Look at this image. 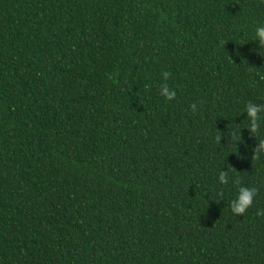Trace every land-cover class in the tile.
Returning a JSON list of instances; mask_svg holds the SVG:
<instances>
[{
  "label": "trees",
  "instance_id": "trees-1",
  "mask_svg": "<svg viewBox=\"0 0 264 264\" xmlns=\"http://www.w3.org/2000/svg\"><path fill=\"white\" fill-rule=\"evenodd\" d=\"M261 26L264 0H0V264H264Z\"/></svg>",
  "mask_w": 264,
  "mask_h": 264
},
{
  "label": "clouds",
  "instance_id": "clouds-1",
  "mask_svg": "<svg viewBox=\"0 0 264 264\" xmlns=\"http://www.w3.org/2000/svg\"><path fill=\"white\" fill-rule=\"evenodd\" d=\"M256 38L259 45L264 46V26L258 27L256 29ZM170 73L164 72L163 76L165 79L169 77ZM160 94L164 96L168 100H172L175 98L176 93L174 90H169L167 84L161 85ZM193 111H196V104H192L190 106ZM248 116L250 118V129L253 132L258 131L259 129V113L264 111V105H257L253 103H248L246 106ZM218 142L220 136L217 135L215 138ZM219 181L223 184L228 183V173L220 172ZM234 184L240 185L241 181L239 178L233 181ZM257 195V189L255 187L248 188L244 186H240L238 189V195L235 200L231 202V211L236 215H243L248 208L252 206L253 200ZM257 215H264V212H258Z\"/></svg>",
  "mask_w": 264,
  "mask_h": 264
}]
</instances>
